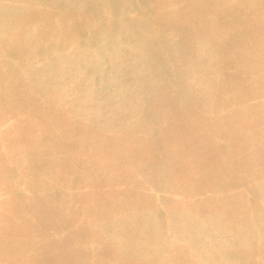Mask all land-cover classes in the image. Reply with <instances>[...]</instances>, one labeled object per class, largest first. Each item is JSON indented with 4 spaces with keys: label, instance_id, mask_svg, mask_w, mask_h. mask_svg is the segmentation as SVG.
<instances>
[{
    "label": "trees",
    "instance_id": "1",
    "mask_svg": "<svg viewBox=\"0 0 264 264\" xmlns=\"http://www.w3.org/2000/svg\"><path fill=\"white\" fill-rule=\"evenodd\" d=\"M99 1L41 2L24 14L41 24V36L58 28L53 21L61 14L62 30L56 34L68 39L66 45L75 40L98 43L103 34L109 44L120 25L127 29L123 39L131 37L141 45L143 38L146 43L138 20L119 15L125 0H110L111 22L101 17L94 27L68 22L75 11L72 2L96 12ZM127 1L133 4L130 11L155 15L153 23L181 32L191 28L207 40L216 72L211 114L188 112L184 125L190 130L180 146L174 132L167 133L168 127L156 121L109 128L92 120L61 118L53 106L40 109L31 93L13 86L15 76H1L5 71L0 68V77L8 80L1 86L0 128L13 122L0 132V264H120L114 262V249L100 239L98 223L121 215L142 222L152 216L148 228L166 237L174 209L169 202L175 196L189 199L182 203L189 215L213 219L201 230L186 224L187 239L202 244L198 249L205 264H264L255 257L254 223L244 210L246 202L238 204L240 210L234 206L233 215L228 201L264 178V160L254 169V152H264V125L259 126L264 121V0ZM171 2L176 9L169 10ZM0 50L18 59L28 52L14 44H3ZM154 54L167 67L159 51L150 50ZM152 92L145 90L149 109ZM253 126L259 129L253 131ZM189 157L191 167L185 163ZM167 180L170 188L158 186ZM93 237L100 244L94 254L89 249Z\"/></svg>",
    "mask_w": 264,
    "mask_h": 264
},
{
    "label": "rangeland",
    "instance_id": "2",
    "mask_svg": "<svg viewBox=\"0 0 264 264\" xmlns=\"http://www.w3.org/2000/svg\"><path fill=\"white\" fill-rule=\"evenodd\" d=\"M41 2L52 4L54 0H0V46L14 44L28 50L21 59L11 55L7 57L0 50V68L5 71L1 76L14 75L13 86L19 84L20 92L31 93L40 109L43 106H53L61 112V118L92 120L109 128H116L117 124L119 128L123 124H144L143 120H150L152 123L156 121L168 127L167 133L174 132V142L180 146L190 130L184 125V120L190 118L188 112L202 111L211 114L216 82V72L212 67L214 54L207 50V40L197 36L191 28L181 32L153 23L155 15L130 11L133 4L129 5L130 1H127L122 3L119 15L138 20V26L146 35V43L138 34L135 35L142 38L141 45L134 43L131 37L125 36L123 39L121 33L125 31L126 34L127 29L125 25H120L115 31V40L109 44L104 43L106 35L103 34L100 35L98 43L88 40L81 44L75 40L74 43L66 45L68 39L63 34H56L60 28L62 30L61 14H57L53 21L58 28L50 30L49 33L44 32L43 36L41 24L36 19L30 20L24 14L31 12L30 8L40 7ZM110 3V0H100L97 11L90 8L91 11L88 12L89 9L81 10L72 2V9L75 11L71 12L67 20H77L82 26H85L83 22L93 26L100 17L111 22L113 17ZM175 6L171 2L169 10L176 9ZM8 7H12V10H7ZM137 30L132 25L133 33ZM57 42H62L61 46ZM41 44L43 54L39 52ZM150 50L159 51L161 64L167 67L160 65L157 57L156 62L155 54L149 55ZM5 68H9L11 73ZM7 81L0 77V96L3 92L1 86L6 85ZM148 88L154 90L150 94L154 99L150 109L145 96ZM6 100L8 104L13 102L11 98ZM258 100L255 99V103ZM11 122L1 127L0 132ZM260 125H264V121ZM255 128L259 129L258 126H253L252 130ZM134 133L137 135L138 131L131 134ZM254 139L256 137L250 141H253V145ZM187 152L190 151L183 150L181 153ZM262 155L264 152H254V169L257 162L264 160ZM189 160L190 157L185 161L186 166L190 163ZM191 166L192 164L188 165ZM199 167L201 170L207 169L206 166ZM171 184L167 180L158 186L167 189ZM238 193V197L228 200L232 202L229 209L234 215V206L238 208L240 202H246L244 210L254 223L250 230L253 240L256 241L255 257L260 263H264V178L256 180L248 188L239 189ZM173 198L169 202L174 209L171 210L168 220L166 237L161 236L158 230L148 228L154 222L152 216H146L142 222L133 215H121L105 224L98 223L100 239L108 242L117 254V261L114 262L118 263L120 260V264H205L198 249L202 244H195L187 239L186 224L190 228L193 225L192 229L201 230L206 223L213 222V219L211 216L205 219L189 215L188 208L182 204L189 199L182 196ZM99 247L95 237L91 238V252L94 254ZM188 256L192 259H185Z\"/></svg>",
    "mask_w": 264,
    "mask_h": 264
}]
</instances>
